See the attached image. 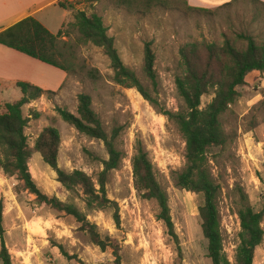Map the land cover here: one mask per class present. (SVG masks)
I'll return each mask as SVG.
<instances>
[{"label": "rangeland", "instance_id": "374dc122", "mask_svg": "<svg viewBox=\"0 0 264 264\" xmlns=\"http://www.w3.org/2000/svg\"><path fill=\"white\" fill-rule=\"evenodd\" d=\"M74 3L72 12L83 10L87 15L95 13L102 18L123 64L144 85L148 82L142 71L143 49L145 42L151 44L157 74V90L152 96L158 105L154 107L136 89L114 82L102 50L79 41L77 29L69 26L73 22L71 13L70 21L62 28L66 33L59 37L67 44L62 48L69 70L66 81L58 89L55 72H37L38 83L58 90L22 107L25 116L30 117L31 111L39 114L36 119H29L24 132L31 148L43 128H56L60 136L58 167L65 171L82 170L95 182L102 161L107 159L102 141L78 133L55 111V107H61L76 113L77 95L88 94L105 132L110 135L112 129L118 130L115 145L123 158L108 175L106 195L117 205L119 225L113 221L112 208L87 209L80 190L67 191L35 151L27 162L32 179L42 193L73 203L102 235L109 236L118 247L121 264H211L198 216L202 194L176 185V176L185 167L184 137L160 110L186 109L174 84L181 46L189 42L220 45L228 40L237 49H244L246 41L238 38L240 34L264 44V7L251 0H236L207 11L188 9L186 0H161L149 8L139 3L131 9L116 0ZM57 72L65 77L63 71ZM236 89L239 96L219 117L225 144L207 153L208 169L218 186L216 205L223 252L230 263H234L239 242L238 210L250 205L259 211L264 205V73L249 72L244 84ZM20 95L16 87L0 93V113L3 102L17 100ZM212 96V90L203 94L200 107ZM137 142L147 152L155 177L167 195L180 257L165 226L156 218V203L141 197L133 186L131 157ZM0 200L4 242L12 264H113L110 248L101 251L73 217L43 204L38 206L21 182L1 170ZM261 227L264 230V217ZM252 264H264V235L254 249Z\"/></svg>", "mask_w": 264, "mask_h": 264}, {"label": "trees", "instance_id": "16d2710c", "mask_svg": "<svg viewBox=\"0 0 264 264\" xmlns=\"http://www.w3.org/2000/svg\"><path fill=\"white\" fill-rule=\"evenodd\" d=\"M159 1L161 0H116L117 4L126 6L128 9L136 7L139 3L149 8ZM233 1L236 0L231 2ZM251 1L264 7V3L259 0ZM57 4L62 8L73 9L75 3L59 0ZM187 8L207 11V9L189 6ZM72 16L73 22L69 23V26L77 29L79 41L90 43L102 50L113 71L114 82L126 88L136 89L146 101L157 107L158 102L152 96V93H156L157 90V74L151 44L145 42L143 49L142 71L148 82L144 85L136 73L123 64L114 46L113 37L107 34V27L99 15L95 13L87 15L83 10H75ZM65 33L60 29L53 34L37 19L28 16L1 31L0 44L68 73V67L64 63L65 53L62 49L67 44L59 40V37ZM238 38L246 41L244 49H237L228 40L220 45L189 42L181 46L179 73L174 78V84L186 109L183 112L160 110L161 114L176 124L184 137L185 167L176 176V185L202 194L203 199L198 207V216L202 236L206 240V256L211 264H252L254 249L262 242L264 235L261 227L264 205L259 211H254L250 205L240 208L237 212L240 227L239 242L235 250L234 263L228 261L223 252L216 205L218 186L208 169L209 150L225 144V133L219 117L237 99L239 92L236 88L244 84V78L249 72L264 73V44L256 43L249 35L240 34ZM15 85L20 90V97L14 101L3 102V112L0 113V170L8 177H15L21 182L22 188L34 196V202L38 206L43 204L73 217L79 223V228L101 251L106 248L111 249L113 264H121L118 247L111 242L110 237L102 235L96 225L90 223L86 215L73 203L63 202L55 196L42 193L32 179L27 165L32 151L38 152L42 161L55 172L56 180L67 191L80 190L87 209L112 208L113 221L118 226L117 205L106 195L108 175L118 168L123 158L121 151L115 145L117 128L112 129L110 135L105 132L98 115L91 107V98L86 93L77 95L76 113L55 107L62 121L71 125L78 133L101 140L107 152V159L102 161V169L95 182L82 170H62L57 165L60 143L58 130L52 126L43 128L31 148L28 146L24 132L29 119H36L39 114L31 111L30 117L25 116L22 107L43 94H52L53 91L43 90L22 81L16 82ZM210 90L213 96L201 108L200 98ZM131 169L135 190L141 197L156 203L158 208L156 218L165 226L167 235L176 245L180 257L179 240L169 214L167 195L155 177L147 152L139 142L136 143L131 157ZM2 213L3 204L0 200V260L2 264H12L4 242ZM62 253L69 257L65 252L62 251ZM79 264L83 263L79 262Z\"/></svg>", "mask_w": 264, "mask_h": 264}, {"label": "crops", "instance_id": "0c3cea01", "mask_svg": "<svg viewBox=\"0 0 264 264\" xmlns=\"http://www.w3.org/2000/svg\"><path fill=\"white\" fill-rule=\"evenodd\" d=\"M58 1L59 0H0V32L19 20L31 16L37 19L49 32L55 34L58 30L64 28L66 23L70 21L71 13L74 10V8H62L58 6ZM67 1L75 2V0ZM231 1L232 0H186V5L193 8L213 9ZM259 1L264 3V0ZM38 71L55 72L59 78L57 82L60 87H58V89L62 87L67 78L64 71L65 77L63 78L64 74L57 72L60 71V69L0 44V93L16 87L15 83L18 81L40 86L43 90L56 92L58 89H51L49 86H44L42 83L36 81Z\"/></svg>", "mask_w": 264, "mask_h": 264}]
</instances>
